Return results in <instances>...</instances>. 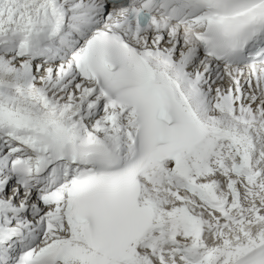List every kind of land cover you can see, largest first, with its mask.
Instances as JSON below:
<instances>
[{
  "label": "snow or ice",
  "instance_id": "6c2138e0",
  "mask_svg": "<svg viewBox=\"0 0 264 264\" xmlns=\"http://www.w3.org/2000/svg\"><path fill=\"white\" fill-rule=\"evenodd\" d=\"M0 264H264V0H0Z\"/></svg>",
  "mask_w": 264,
  "mask_h": 264
}]
</instances>
